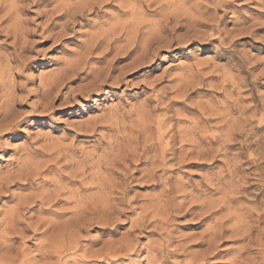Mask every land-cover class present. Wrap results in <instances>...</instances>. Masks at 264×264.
I'll return each instance as SVG.
<instances>
[{
    "label": "rangeland",
    "instance_id": "374dc122",
    "mask_svg": "<svg viewBox=\"0 0 264 264\" xmlns=\"http://www.w3.org/2000/svg\"><path fill=\"white\" fill-rule=\"evenodd\" d=\"M12 1L0 8V107L17 122L0 134V234L20 198L59 193L26 222L67 221L103 195L101 174L120 185L113 213L77 225L76 252L52 264H264V0ZM112 24L119 41L88 53ZM150 39L130 66L131 43ZM111 67L105 85L90 76ZM25 235L13 245L36 257L43 236Z\"/></svg>",
    "mask_w": 264,
    "mask_h": 264
},
{
    "label": "bare ground",
    "instance_id": "6f19581e",
    "mask_svg": "<svg viewBox=\"0 0 264 264\" xmlns=\"http://www.w3.org/2000/svg\"><path fill=\"white\" fill-rule=\"evenodd\" d=\"M109 1V0H108ZM183 1V0H182ZM92 1H90L91 3ZM104 2V1H103ZM157 2V1H156ZM175 2V1H174ZM8 3H11V6L13 7L14 6V1L12 2H9V0H0V8L2 7H7ZM105 3V2H104ZM150 3V2H149ZM172 3V2H171ZM183 3V2H181ZM180 4V3H179ZM17 5V4H16ZM66 6V5H65ZM182 6V5H181ZM9 7V6H8ZM25 7V6H24ZM130 7V6H129ZM150 8V7H149ZM130 9V8H129ZM10 10V9H9ZM133 10V8H132ZM10 11H13V10H10ZM6 13V12H5ZM82 13V11H81ZM136 14V12H134ZM172 13V12H171ZM8 14V13H6ZM133 14V13H132ZM134 14V15H135ZM21 15V14H20ZM137 15V14H136ZM171 15V14H170ZM173 15V14H172ZM6 16V15H5ZM4 17V16H2ZM120 18V17H119ZM136 18V17H135ZM141 18V17H140ZM133 19V18H131ZM137 19V18H136ZM139 19V18H138ZM166 19V17H165ZM2 20V18H1ZM18 20V19H16ZM15 20V21H16ZM14 21V22H15ZM120 21V20H119ZM118 21V22H119ZM127 21V20H126ZM137 21V20H135ZM134 21V22H135ZM140 21V20H139ZM165 21V20H164ZM131 22V20H130ZM142 22V21H141ZM16 23V22H15ZM120 23V22H119ZM127 23V22H126ZM123 22V27L125 26V24ZM143 23V22H142ZM157 23V22H156ZM22 24V23H21ZM113 25V24H112ZM116 25V24H115ZM113 25V26H115ZM122 26V22L120 24ZM120 25H116L114 28L112 26L113 29H111V32H108L107 34H96L94 35V39L93 41L91 42V45H89V52L90 53L92 51L93 48L97 47L98 45L100 46V44L102 43V38L104 37V35H107L106 37L103 38V41L106 43L107 45V48H112L113 47V43H116L118 42L121 38V34H122V31L125 29V28H119ZM129 25V24H128ZM134 25V24H133ZM139 26H136L134 25L131 26L134 30L132 31V34L130 37H134V34L135 35H138L140 32H141V28H140V25L142 24H138ZM143 26V25H142ZM23 27V26H22ZM118 27V28H117ZM130 27V26H129ZM130 27V28H131ZM12 28V27H11ZM20 29H21V26H20ZM23 31V29H21ZM19 30V31H21ZM15 31V30H14ZM29 31V30H28ZM131 31V30H130ZM25 32V30L23 31ZM34 32V31H33ZM128 32V30H127ZM17 33V32H16ZM21 33V32H20ZM130 34L127 33V35ZM15 35V34H14ZM21 35V34H20ZM19 35V36H20ZM52 35V34H51ZM93 35V34H92ZM22 36H24V34L22 33ZM21 36V37H22ZM56 36V34L54 35ZM18 37V36H17ZM102 37V38H101ZM129 37V35H128ZM136 37V36H135ZM134 37V39H135ZM149 37V36H147ZM155 37V36H154ZM16 38V37H14ZM24 38V37H23ZM126 38V37H125ZM22 39V38H21ZM20 40V39H19ZM18 40V41H19ZM118 40V41H117ZM136 40V39H135ZM177 40V39H176ZM22 41V40H21ZM130 41V40H129ZM132 41V40H131ZM88 42V41H87ZM90 42V41H89ZM103 42V44H104ZM134 43H131L133 46H136L135 45V41H133ZM143 42V41H142ZM151 39L148 40L147 42L143 43L145 44L144 46H137V47H133L132 45L129 46L131 47V52H136V55L138 56H135V59L132 60V63L130 64V66L132 64H137L140 62L141 63H145L144 61L147 60L149 54H150V51H151V47L153 45V43H151ZM171 42V41H170ZM18 43V42H17ZM15 44V43H14ZM20 44V43H19ZM22 44V42H21ZM17 45V44H16ZM130 45V43H129ZM166 45V44H164ZM20 46V45H19ZM24 47L21 45V48ZM26 47V46H25ZM88 47V46H87ZM18 48V47H17ZM124 48V47H123ZM87 49V48H86ZM130 49V48H129ZM22 50V49H21ZM95 50V49H94ZM105 50H106V47H105ZM155 50V49H154ZM124 51V50H123ZM87 52V51H86ZM125 52V51H124ZM117 53V51H116ZM139 53V54H137ZM102 54V52H101ZM131 54V53H130ZM86 55V54H85ZM119 55V54H118ZM132 55V54H131ZM134 55V54H133ZM129 56V55H128ZM154 56V55H153ZM80 57V56H79ZM96 57V56H95ZM102 57V56H101ZM89 59V58H88ZM113 59V57H112ZM111 60V59H110ZM108 60V61H110ZM150 60V59H149ZM148 60V61H149ZM0 61H1V58H0ZM16 61V60H15ZM112 61V60H111ZM72 62V61H71ZM87 62V61H86ZM12 63V62H10ZM17 64V63H16ZM70 64V63H69ZM108 64V63H107ZM149 64V63H148ZM78 65V64H77ZM138 65V64H137ZM1 64H0V69H1ZM136 66V65H135ZM112 68V67H111ZM111 68H108L109 71L105 72V73H102L103 71L100 70L99 73H91L90 76H93V80H96L98 82V79H102L103 80V84H100L102 82L99 83V85H105L107 84L109 81L113 80V77L112 75L110 74L111 72H113V68L111 70ZM124 68V67H123ZM139 68V67H138ZM102 69V68H101ZM125 69V68H124ZM106 70V69H104ZM129 70V69H128ZM133 70V69H132ZM137 70V69H136ZM95 71V70H93ZM121 71V70H120ZM65 72V71H63ZM102 73V74H101ZM95 74V75H94ZM3 76V75H2ZM15 76V75H14ZM1 77V76H0ZM5 79V78H4ZM4 79H2L3 81V84H6L4 82ZM180 79V78H179ZM64 80V79H63ZM8 81V80H6ZM92 81V80H91ZM95 81V82H96ZM115 81H120V77L116 78ZM94 82V81H93ZM8 83V82H7ZM12 83V82H11ZM55 83V82H54ZM64 83V82H63ZM0 84H2V82H0ZM16 84V83H15ZM22 85V84H21ZM87 85V84H86ZM98 85V86H99ZM5 86V85H4ZM93 86V85H92ZM23 87V86H22ZM15 88V87H14ZM18 88V86H17ZM86 88H88V91L85 92L86 94H89V87L86 86L84 88V90H86ZM93 88V87H92ZM99 88V87H98ZM10 90V89H9ZM13 90V89H12ZM83 90V89H82ZM1 91H2V88H1ZM7 91V89H6ZM51 91V90H50ZM8 92V91H7ZM52 92V91H51ZM71 92V91H70ZM94 92V91H93ZM53 93V92H52ZM79 95L82 94L80 93V90L78 91ZM4 94V93H3ZM2 94V95H3ZM16 94V93H15ZM44 94V93H43ZM84 94V93H83ZM6 95V94H5ZM9 95V93H8ZM13 95V94H12ZM57 95V94H56ZM55 95V96H56ZM70 95V93H69ZM68 95V96H69ZM85 95V94H84ZM1 96V95H0ZM4 96V95H3ZM50 96V95H48ZM76 96V95H75ZM17 97V96H16ZM51 97V96H50ZM74 97V96H73ZM6 98V96H5ZM4 97L2 98V101H4L3 99H5ZM9 98V97H8ZM14 98V97H12ZM49 98V97H48ZM48 98H46L48 100ZM70 98V97H69ZM7 99V98H6ZM20 99V98H19ZM50 99V98H49ZM74 99V98H73ZM10 100V99H9ZM12 100V99H11ZM14 100V99H13ZM16 100V99H15ZM70 100V99H69ZM1 101V102H2ZM51 101V99H50ZM65 102H68L67 100H64ZM12 102V101H11ZM18 102V101H17ZM21 101L19 100V103ZM47 101L44 100V104L46 105ZM70 102V101H69ZM5 104H3L1 107H0V110L3 111L0 113L1 116V119L0 120V123H3V125H5L4 127L0 128V134L1 133H11L15 128H16V125L15 122L14 123V120L12 119V113H11V116L5 111V108L7 107V103L4 102ZM13 103L15 102H12V105ZM43 104V103H42ZM17 105V104H16ZM34 105V104H33ZM49 105V104H48ZM43 106V105H42ZM41 106V107H42ZM39 107V106H38ZM46 107V106H44ZM43 107V108H44ZM8 108H10L8 106ZM14 108V106H13ZM34 109L36 108L37 109V106L33 107ZM15 109V108H14ZM11 110V111H14ZM35 109V110H36ZM16 110V109H15ZM46 110V109H45ZM44 110V111H45ZM9 111V110H7ZM33 111V110H32ZM16 114V113H15ZM13 114V117L14 115ZM214 115V114H213ZM17 116V115H16ZM20 116V115H19ZM105 116V115H104ZM103 116V117H104ZM139 117V116H138ZM210 117V116H209ZM18 118V116L16 117V119ZM20 118V117H19ZM24 119V118H23ZM11 120V121H9ZM19 120V119H17ZM21 120V119H20ZM228 120V119H227ZM9 122L7 124H4V122ZM22 121V120H21ZM110 121V120H109ZM112 121V120H111ZM101 122V121H100ZM19 123V122H18ZM119 124V123H118ZM163 125V124H162ZM19 126V125H18ZM17 126V128H18ZM115 127V126H114ZM117 127V126H116ZM113 128V127H112ZM159 128V127H158ZM159 131H161V129H159ZM167 131V129H166ZM165 131V132H166ZM148 132V131H147ZM164 132V131H163ZM162 132V133H163ZM169 133V132H168ZM2 134V135H3ZM126 134V132H125ZM161 134V133H160ZM165 134V133H164ZM1 136V135H0ZM171 138V137H170ZM153 139V138H152ZM149 140V139H147ZM158 140V139H157ZM164 141V140H163ZM186 141V140H185ZM159 143V140L157 141ZM169 142V141H168ZM148 143V142H147ZM155 144V143H154ZM167 145V143H165ZM146 145V144H145ZM159 145H163V144H159ZM165 146V145H164ZM163 146V147H164ZM170 148V147H169ZM172 148V147H171ZM164 150V149H163ZM164 152V151H163ZM200 152V151H199ZM198 154V153H197ZM165 156V154H164ZM163 158H161L162 160ZM137 162V161H136ZM181 162V161H180ZM110 164V163H109ZM80 167V166H79ZM116 168V167H115ZM159 169V168H158ZM129 171V170H128ZM155 173V172H154ZM128 174V172H127ZM132 174V173H131ZM21 176V175H20ZM20 176H19V179H20ZM38 176V175H37ZM143 176V175H142ZM6 177V176H4ZM25 177V176H24ZM104 178L101 174H98L95 176V179L98 180L99 183L98 184V187L100 190L103 191V195L100 197L99 200H97V202H92L89 204V207L88 206H77L75 208V210L73 211V216L68 219L67 221H64V222H60L58 220H51V219H46L44 216V218L40 217V216H31L29 217V221H27L28 218H25L27 216V213L26 212H31L33 210V207L34 206H39V210L37 211L38 213L40 214H43V212H47L45 208H48L50 206H53L54 202L57 201V203L59 204V202H62L63 200L60 197V194H55V197H50V196H38V197H35L34 199H29V198H24V199H21L20 198V201H19V205L16 209L12 210L9 212V214H7V216L3 219V230H2V233L0 234V264H52L50 262V259L52 258V254L53 253H57L59 255H62V254H65V253H69L71 251L73 252H76V250L74 251V248L75 246L73 245V242H74V238H75V235H76V230L77 229L76 227H78L77 225L79 224H82L89 219V222L90 220L92 221L91 217L94 216V215H97V218L103 223L107 224V220L106 218L109 217V213L112 212L113 213V210L115 209L114 206L116 204H114L113 201H116L117 197H116V190L118 189V187H120V185H117L115 184L114 182L112 183L111 181V184L108 188L105 187V181H104ZM109 179V178H108ZM6 180V179H5ZM21 180V179H20ZM27 181H29L27 178H26ZM80 180V179H79ZM138 180V179H137ZM7 181V180H6ZM9 181V180H8ZM12 181V180H10ZM22 181V180H21ZM107 183V182H106ZM95 184V183H94ZM3 189V188H2ZM1 190V189H0ZM61 193V192H60ZM119 199V198H118ZM154 199V198H153ZM76 200V199H75ZM82 200V199H81ZM84 201V200H83ZM113 202V203H112ZM84 203V202H83ZM86 203V202H85ZM101 203V204H99ZM114 204V205H113ZM17 205V204H16ZM169 205V204H168ZM152 207V206H151ZM153 208V207H152ZM166 208V207H165ZM51 209V208H50ZM52 210V209H51ZM56 210H58L56 208ZM149 210V208H148ZM160 210V209H158ZM119 211V210H118ZM59 213V212H58ZM62 213V212H61ZM62 217V216H61ZM64 217V216H63ZM163 217V216H162ZM36 218V220H34ZM153 218V217H152ZM145 220H146V216H143L140 218V220L136 221L137 223L134 225L135 228H138L139 226H141V224H144L145 223ZM152 220V219H150ZM147 221V220H146ZM149 221V220H148ZM98 222V221H97ZM109 222V221H108ZM101 224V223H100ZM82 226V225H81ZM213 229V228H212ZM144 230V229H143ZM165 230V229H164ZM80 231V230H79ZM26 233H33V236H43V241L41 243H39V246H37V256L36 257H33V258H29L27 254L24 253L23 249L21 248H15L14 245H13V241H17L19 239H25L27 236L25 235ZM78 236V235H77ZM216 237V236H215ZM213 237V239L215 238ZM136 238V237H135ZM27 239V238H26ZM126 239V238H125ZM127 240V239H126ZM129 240V239H128ZM77 241V240H75ZM131 241V240H130ZM122 242V241H121ZM128 242V241H127ZM78 244V243H76ZM133 244V243H132ZM212 244V243H210ZM264 245V244H263ZM127 246V245H126ZM214 246V245H213ZM215 247V246H214ZM121 248V247H119ZM110 250V249H108ZM134 250V249H133ZM106 251V250H105ZM264 251V250H263ZM72 252V253H73ZM131 253V252H130ZM133 253V251H132ZM206 253V252H205ZM110 254V253H109ZM58 255V256H59ZM127 255V254H126ZM72 256V255H71ZM103 256V255H102ZM99 257V256H98ZM36 258H40L39 261L36 260ZM104 258V257H103ZM73 259V258H71ZM98 259V258H97ZM61 260V259H60ZM94 260V259H93ZM62 262V261H61ZM64 263V261H63ZM65 264V263H64ZM66 264H69V263H66Z\"/></svg>",
    "mask_w": 264,
    "mask_h": 264
}]
</instances>
